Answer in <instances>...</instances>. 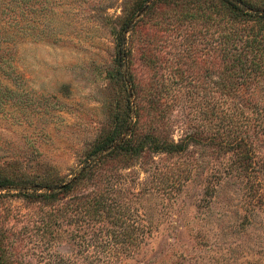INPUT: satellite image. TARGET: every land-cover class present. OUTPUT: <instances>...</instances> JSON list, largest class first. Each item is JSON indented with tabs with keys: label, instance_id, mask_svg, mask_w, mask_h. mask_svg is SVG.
Instances as JSON below:
<instances>
[{
	"label": "rangeland",
	"instance_id": "obj_1",
	"mask_svg": "<svg viewBox=\"0 0 264 264\" xmlns=\"http://www.w3.org/2000/svg\"><path fill=\"white\" fill-rule=\"evenodd\" d=\"M137 1L0 0V264H65L61 215L52 231L53 207L15 188L70 176L125 111L131 97L114 76L115 35ZM127 46L149 91L168 87L169 105L155 126L177 141L189 130L177 110V0L153 11ZM256 97L264 98L258 91ZM208 152L194 146L185 156L201 159ZM178 159L177 153L144 155L176 174ZM137 166L132 173L146 177ZM202 171L198 167L182 189L177 181L166 209L149 207L157 230L143 255L152 264H264V208L247 209L242 183L232 178L221 181L209 204L199 201Z\"/></svg>",
	"mask_w": 264,
	"mask_h": 264
},
{
	"label": "trees",
	"instance_id": "obj_2",
	"mask_svg": "<svg viewBox=\"0 0 264 264\" xmlns=\"http://www.w3.org/2000/svg\"><path fill=\"white\" fill-rule=\"evenodd\" d=\"M164 2L138 0L120 22L114 76L129 88L131 100L114 126L92 143L70 176L15 188L53 207L57 214L47 222L52 231L61 215L68 238L65 264H152L143 255L157 230L149 207L166 209L177 181L182 189L198 167L199 201L209 204L221 181L232 178L242 183L247 209L264 208V98L256 97V91L264 96V0H177V110L189 126L177 141L155 126L169 105L168 87L149 91L127 46ZM194 146L209 152L201 159L186 157ZM149 152L177 153V174L145 162ZM136 164L149 172L146 177L132 173ZM155 197L161 202H153Z\"/></svg>",
	"mask_w": 264,
	"mask_h": 264
}]
</instances>
